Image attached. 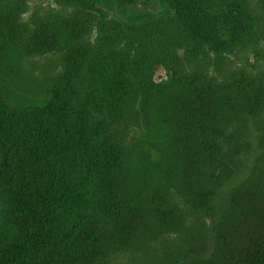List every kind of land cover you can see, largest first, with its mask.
Instances as JSON below:
<instances>
[{
	"label": "trees",
	"instance_id": "1",
	"mask_svg": "<svg viewBox=\"0 0 264 264\" xmlns=\"http://www.w3.org/2000/svg\"><path fill=\"white\" fill-rule=\"evenodd\" d=\"M63 1L87 13L97 0ZM215 1L228 10L216 14L213 0H170L178 28L193 43L204 35L210 50L230 48L264 20L247 0ZM18 19L0 5V67ZM50 39L37 50H54ZM158 66L167 81L157 85L149 77L144 85L118 60L101 63L91 69L88 94L55 93L42 108L9 105L0 71V264H110L122 252L143 250L176 232L171 188L208 220L209 234L192 247L222 252L221 264H264V194L252 197L241 184L256 169L254 158H245V129L264 108L200 78L184 89L165 61L152 63L150 72ZM125 113L132 125L150 126L151 137L166 130L164 146L161 135L156 144L145 136L143 149L126 151L117 130Z\"/></svg>",
	"mask_w": 264,
	"mask_h": 264
},
{
	"label": "rangeland",
	"instance_id": "2",
	"mask_svg": "<svg viewBox=\"0 0 264 264\" xmlns=\"http://www.w3.org/2000/svg\"><path fill=\"white\" fill-rule=\"evenodd\" d=\"M213 1L216 14L228 10ZM247 1L255 13L264 11V0ZM0 5L19 13L15 42L0 67L5 99L11 106L42 108L53 101L55 93L66 96L72 90L83 92L84 89L88 94L91 69L105 62L111 65L113 60L125 64L140 83L147 85L151 77L158 85L167 81L169 73L163 66L150 72V66L163 60L181 76L183 88L191 89L190 80L200 78L204 86L218 85L227 96L246 94L256 100V105L252 104L254 109L264 108V20L239 34L230 48L214 51L210 50L204 35L203 38L195 36L199 42L193 43L194 39L178 28L170 0H144L134 5H121L112 0L90 1L89 14L67 6L63 0L60 3L0 0ZM48 37L54 43L51 46L54 50L41 53L37 49ZM231 37L232 33L228 32L226 40L230 41ZM257 119L250 121L245 129L246 133L248 129L251 131L245 158L248 161L254 158L256 169L247 183L241 180L243 190L248 188L252 197L257 191L264 194V114ZM117 130L122 133L123 147L133 152H137L136 148L143 149L147 142L145 136L151 134L150 126L132 125L127 113L123 127ZM155 131L158 140L160 132L166 130ZM165 135L168 140V134ZM260 137L263 142H259ZM156 138L150 136L151 142L156 144ZM163 141L164 138L159 146H164ZM170 192V201L177 210L176 232L162 235L143 250L122 252L110 259V264H221L222 252L204 253L200 247H192L204 234H209L203 211L197 213L174 188ZM174 205L169 209L173 210ZM179 255L185 260L178 263Z\"/></svg>",
	"mask_w": 264,
	"mask_h": 264
}]
</instances>
